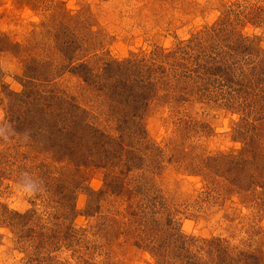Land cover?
<instances>
[{"label": "rangeland", "instance_id": "374dc122", "mask_svg": "<svg viewBox=\"0 0 264 264\" xmlns=\"http://www.w3.org/2000/svg\"><path fill=\"white\" fill-rule=\"evenodd\" d=\"M114 61L153 85L133 120ZM43 105L123 150L75 169ZM178 231L197 264H264V0H0V264H185Z\"/></svg>", "mask_w": 264, "mask_h": 264}, {"label": "trees", "instance_id": "16d2710c", "mask_svg": "<svg viewBox=\"0 0 264 264\" xmlns=\"http://www.w3.org/2000/svg\"><path fill=\"white\" fill-rule=\"evenodd\" d=\"M214 58L210 61H213L210 65H201L202 68L206 66V70L208 73H212V69L214 68ZM112 64V63H110ZM107 65L111 67L113 73V76L111 79H113V87L110 85V89H113V91H109L112 96H114L115 101L118 104H124L127 108L125 111V114L130 113V120L134 119L135 114H137L138 110L141 109L143 106H146V102L148 99L151 98V87L153 86L151 81H144V77H140L136 79V76L133 75L129 77L126 69H123L124 65H126L124 62L118 63L114 61V66ZM200 66V63L194 66L193 68H197ZM224 67H229L227 64H221L219 67L220 72L224 70ZM193 71V70H192ZM138 75V74H137ZM104 84V83H103ZM109 84H105L103 87H107ZM29 92H24V95L26 96ZM25 96H19V100H17L19 103L22 102V104H26ZM24 106V105H23ZM71 107V106H69ZM68 106H61V109L66 111L67 113H64L63 111H58L57 108L53 109V106L50 108L49 105L45 106L43 105L41 108L36 107L33 111L32 108L28 109L27 114L29 112L32 113L31 118L29 120V124L31 125L30 130H34L35 134L38 135L39 132L41 133L40 138L44 135V141L49 145H46L44 143L43 150H46L49 152V154L56 155L57 152H64L63 157H66L69 159L70 163H74V167H83V166H89L91 164H97L95 163V156L96 154L100 155L101 158H106V162L110 160V153L114 154L117 153L119 150H123V144L117 139H113L109 144H111V147L106 150L102 146L105 145V143L102 142V135L100 132L93 127H91L90 122L88 119H84L83 117H80L79 120L73 119V115L70 114ZM53 109V110H52ZM79 109V108H78ZM131 109V110H130ZM132 111V113H131ZM61 112L64 114L62 115ZM69 112V113H68ZM26 114V115H27ZM73 116V117H71ZM128 121L124 118V122ZM83 122V123H82ZM56 133L57 137L55 139H52L54 137V134ZM101 137V138H100ZM49 141V142H48ZM90 154H87L89 153ZM61 157L64 161L65 158ZM114 159V156H112ZM115 158L120 159V156H116ZM116 160V159H114ZM112 163L113 161L110 160ZM75 169H77L75 167ZM126 171L130 172L131 168L129 167ZM116 179H112V182L115 184ZM75 182V181H74ZM120 186V185H119ZM121 187V186H120ZM77 188V186H75ZM74 188V189H75ZM173 238V240H169ZM169 239L163 240L161 244L162 247H165V249L173 243L174 251L177 253V256L182 258V261L184 260L185 264H197L198 260H196V256L194 251H192L191 247L187 245V242L194 243L192 244L194 247L197 246L196 239L194 237L185 236L182 233L178 231L177 235L175 237L171 236ZM161 248V247H160ZM158 247V249H160ZM156 249V248H155ZM157 252L162 260L163 264H181L179 261H174L171 263L170 260H168V257L164 256L162 252L164 250H158ZM162 254V255H161Z\"/></svg>", "mask_w": 264, "mask_h": 264}]
</instances>
